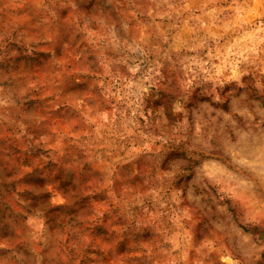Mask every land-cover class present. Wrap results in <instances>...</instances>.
<instances>
[{"label":"rangeland","instance_id":"374dc122","mask_svg":"<svg viewBox=\"0 0 264 264\" xmlns=\"http://www.w3.org/2000/svg\"><path fill=\"white\" fill-rule=\"evenodd\" d=\"M0 264H264V0H0Z\"/></svg>","mask_w":264,"mask_h":264}]
</instances>
